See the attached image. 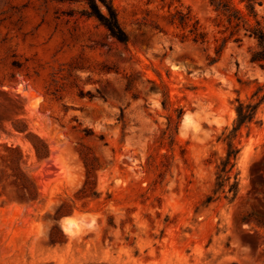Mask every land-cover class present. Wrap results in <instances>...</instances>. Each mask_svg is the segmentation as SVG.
Returning <instances> with one entry per match:
<instances>
[{"label":"rangeland","instance_id":"374dc122","mask_svg":"<svg viewBox=\"0 0 264 264\" xmlns=\"http://www.w3.org/2000/svg\"><path fill=\"white\" fill-rule=\"evenodd\" d=\"M111 1L127 42L85 0H0V143L22 148L39 192L19 199L0 157V264H264V188L251 183L264 181V103L242 129L237 196L213 191L232 102L264 82L250 61L256 39L225 42L209 0ZM176 8L191 9L209 44L169 23ZM82 154L95 158L100 192L85 203ZM67 197L76 201L57 217Z\"/></svg>","mask_w":264,"mask_h":264},{"label":"trees","instance_id":"16d2710c","mask_svg":"<svg viewBox=\"0 0 264 264\" xmlns=\"http://www.w3.org/2000/svg\"><path fill=\"white\" fill-rule=\"evenodd\" d=\"M88 5V13L97 18L100 23L107 29L108 34L119 42H127L128 34L122 27L118 12L111 0H85ZM218 15L223 18L225 29L229 30L230 35L224 38L225 42L229 37H233L235 41H242L243 36H249L256 39V46L250 52V61L258 65L264 71V16L258 13L257 4H261L260 0H209ZM103 5L104 10L99 7ZM242 4V6H240ZM172 18L169 23L176 24L182 29H187V35L195 43L209 44L210 39L205 31L200 19L191 12V9L184 11L182 8H176L170 13ZM225 44V43H224ZM223 44V45H224ZM223 45L215 46V52L221 54ZM218 57L209 56V63L215 62ZM256 87L246 98L237 95L233 102L235 109V117L231 125L223 128L222 134L218 137L224 143V153L217 155L213 151L214 161L216 162V178L213 186L214 193H223L226 198L232 201L238 194L240 189V171L235 170L237 160L242 149L241 136L244 127L250 129L251 124L261 121L258 112L264 103V82L254 79ZM2 84V83H0ZM4 122L0 120V130H4ZM11 127L19 132L27 131L26 124L19 125L11 122ZM249 132V131H248ZM247 132V133H248ZM26 138L34 147L35 154L39 158L49 155V147L44 139L28 132ZM264 144V142H263ZM4 151H0V157L6 167L11 169L10 174L14 175L12 183L15 185V192L21 200L35 201L39 197L38 187L34 176L28 170L27 159L22 148L14 143L3 141L0 143ZM86 167V177L82 187L75 194V198L97 199L100 192L96 190V169L98 166L94 163L95 158H90L87 154H82ZM261 164H264V160ZM252 189L255 193H259L264 188V181L251 179ZM108 197V196H107ZM74 197H67L56 212V216L65 214L75 203ZM112 216L109 223L113 224Z\"/></svg>","mask_w":264,"mask_h":264},{"label":"bare ground","instance_id":"6f19581e","mask_svg":"<svg viewBox=\"0 0 264 264\" xmlns=\"http://www.w3.org/2000/svg\"><path fill=\"white\" fill-rule=\"evenodd\" d=\"M73 219H75L74 216H67V217H64V218L61 220V221H62V225H63V227H64V228H67Z\"/></svg>","mask_w":264,"mask_h":264}]
</instances>
